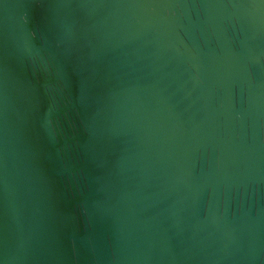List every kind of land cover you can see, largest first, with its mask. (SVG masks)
Instances as JSON below:
<instances>
[{"label":"water","instance_id":"water-1","mask_svg":"<svg viewBox=\"0 0 264 264\" xmlns=\"http://www.w3.org/2000/svg\"><path fill=\"white\" fill-rule=\"evenodd\" d=\"M0 264H264V0H0Z\"/></svg>","mask_w":264,"mask_h":264},{"label":"clouds","instance_id":"clouds-1","mask_svg":"<svg viewBox=\"0 0 264 264\" xmlns=\"http://www.w3.org/2000/svg\"><path fill=\"white\" fill-rule=\"evenodd\" d=\"M29 35H32L31 33H29Z\"/></svg>","mask_w":264,"mask_h":264}]
</instances>
